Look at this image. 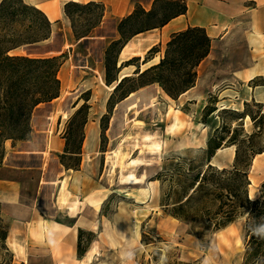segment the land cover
I'll use <instances>...</instances> for the list:
<instances>
[{"label":"rangeland","instance_id":"374dc122","mask_svg":"<svg viewBox=\"0 0 264 264\" xmlns=\"http://www.w3.org/2000/svg\"><path fill=\"white\" fill-rule=\"evenodd\" d=\"M167 2H157L156 14L147 24L156 25L164 19V13H170ZM71 9L68 31L59 23L51 28L48 39L13 51L37 57L61 56L59 95L36 108L34 118L36 125L47 129L49 122L54 124L61 116L63 122H58L71 151L79 150L84 140L82 168L81 156L57 154L63 166L80 168L77 188L76 183L72 188L64 185L66 204L74 206L73 212L79 200L83 206L90 204L84 211V221L90 229H84L79 236L82 255L79 258L77 250L72 257L66 252L63 261L78 264L83 257L82 264H242L248 239L246 215L224 227H215L219 218L214 214L217 187L215 175L207 169L208 165L231 168L237 146L246 154L251 150L264 152V104L251 99L246 102L244 98L251 93L252 85L264 83V76L249 83H230L225 79L231 76V68L221 66L218 72H223L224 77L218 79L219 84L211 92L190 101L185 95L176 99L168 95L170 100L157 83L145 84L149 75L140 78L134 73L136 66L140 69L143 59L150 56L152 47L157 50L152 54L155 62L164 55L166 42L156 41L160 29L156 27L128 40L131 45L141 44V56L127 58L128 47L118 55L116 68L111 57L109 76L119 69L117 77L124 73L129 79L109 102L116 82H106L105 52L112 41L119 39V33L102 37L95 34L102 21V8ZM138 22L139 19L128 22L124 30L128 32ZM145 42L151 44L148 50ZM222 55L223 65L249 60L247 52L241 50L234 57L231 51L223 50ZM129 59L132 64L118 67L120 61ZM230 89L233 92L223 97ZM130 90L134 92L115 103ZM103 116H107L106 129L101 135ZM209 139L221 142L210 159L206 151ZM1 152L2 147L0 159ZM245 156L243 153L240 162ZM252 162L247 194L249 197L252 190L254 196L249 198L254 200L259 197L264 179L257 170L259 162L254 166ZM205 172L207 178L199 190L198 183ZM180 205L183 207L178 208ZM56 218L69 223L64 216ZM0 230H7L8 235L9 220L1 215ZM7 235L0 239V264H14L6 245ZM88 249L90 254H86Z\"/></svg>","mask_w":264,"mask_h":264},{"label":"crops","instance_id":"0c3cea01","mask_svg":"<svg viewBox=\"0 0 264 264\" xmlns=\"http://www.w3.org/2000/svg\"><path fill=\"white\" fill-rule=\"evenodd\" d=\"M24 1L43 11L51 22V28L62 23L67 31L68 19L63 12L65 3L70 1L100 3L104 7V13L95 34L102 37L117 32L118 22L130 15L137 6L150 10L156 0ZM182 1L186 5L185 12L172 17L162 25L158 30L156 41L167 42L173 33L187 27L204 28L211 40L208 54L196 67L195 84L181 94L182 96H187L186 99L190 101L215 89L219 84L218 79L224 77L223 72H218L221 66L231 68L229 69L231 76L225 79L230 83L235 81L249 83L257 77L264 76V0ZM52 32L53 29L51 34ZM140 46L139 43L131 45L127 42L121 49L119 57L124 49L128 51V47L130 51L127 53V58L141 56L143 48ZM150 46L149 42H145L146 50ZM223 50L231 51L233 57L239 50L246 51L249 60L247 63L228 62L223 65L221 63ZM154 59L143 64L141 69L156 63L152 61ZM144 65L147 66L143 68ZM225 73L226 76L228 73ZM125 75L128 74L121 73L118 78ZM230 91L233 92L230 89L222 94L223 97H227ZM244 98L246 102L251 99L256 103L264 104V83L252 85L251 93H246ZM50 102L39 103L33 109L30 121L31 133L28 139L15 143L7 139L3 143L4 152L0 159V215L9 220L6 245L13 254L14 264H70L63 261L66 257L65 253L69 252L72 257L77 250L79 231L90 229L84 221L85 208L90 204L86 203L83 206V201L79 200L77 211L73 212L74 206L71 203L66 204L67 195L63 193L64 185L67 186L66 188H72L76 183L74 188H77L80 168L65 167L58 159V155L64 153L66 145V138L61 132L60 122H63L61 116H57L56 123L49 122L47 129L36 125L34 111L40 105ZM64 117L67 118V115L64 114ZM59 120L61 121L58 122ZM82 155H84V140L77 155L81 156V168L84 164ZM257 156L259 160L257 170L264 179V152ZM68 201L72 202L71 199ZM58 216H64L69 223L57 219ZM90 253L88 249L86 254ZM82 258L79 259L78 264H82Z\"/></svg>","mask_w":264,"mask_h":264},{"label":"trees","instance_id":"16d2710c","mask_svg":"<svg viewBox=\"0 0 264 264\" xmlns=\"http://www.w3.org/2000/svg\"><path fill=\"white\" fill-rule=\"evenodd\" d=\"M159 1L156 0L150 10H144L137 6L130 15L119 21L117 31L120 37L112 41L105 52L107 84L116 82L119 72V69H117V74L113 77L109 76L110 59L112 57L114 68H116L118 55L131 36L148 29L161 27L172 17L184 13L186 10L184 1L169 0L167 3L168 12L170 13H164L163 20L150 26L146 21L156 14L154 6ZM92 6L102 8L100 13V17H102L104 7L94 1L87 3L67 2L64 4L63 12L72 21V7L90 8ZM163 11L166 12V9ZM136 19H139L137 26L126 32L124 30L126 24ZM50 34L51 22L45 13L36 6L25 3L23 0L0 1V147L2 148L4 141L7 139L12 140L13 143L17 140L28 139L31 133L30 121L33 109L39 103L51 101L59 95L58 70L62 64L60 55L37 57L13 52L22 46L42 42L48 39ZM210 43L211 40L204 28L187 27L170 36V39L166 42L164 55L158 60V63L151 64L144 70L141 67L139 69L137 65L134 73L140 78L149 75L150 78L145 84L157 83L167 96L176 99L195 84L197 78L196 67L208 54ZM155 52H157L155 47L149 49L148 54L150 56L143 59L141 66L153 59L152 54ZM131 60L121 63V66L132 64ZM128 77H122L115 85L109 102L124 82L129 79ZM128 92H124V95L119 97L115 103L122 101L134 91L131 92L130 90ZM108 112H111V106ZM105 118L107 116L101 118V135L104 134L106 129ZM234 143L233 141L230 142V144ZM68 145L66 138L63 154L77 156L80 153V148L77 151H71ZM220 147L221 142L209 139L206 149L208 159ZM260 152L262 151L255 153L251 150L249 154H246L241 147L237 146L235 160L231 168L218 169L215 166L208 165L207 169V172H212L215 175L214 182L217 187L218 204L214 214L218 215L219 218L216 220L215 227H224L239 216L246 215L245 229L248 239L242 264H264V236L258 234L257 231L264 228V183L261 184L257 199L252 200L247 194L248 185H250L249 168L253 156ZM243 153L246 156L242 163L240 160ZM60 162L62 163V159ZM206 178L207 173L205 172L199 180L198 185H201L199 190L202 189ZM182 207L183 205H180L178 208ZM6 235L7 230H0V239L4 240ZM79 236L77 255L80 258L82 254L80 252Z\"/></svg>","mask_w":264,"mask_h":264},{"label":"bare ground","instance_id":"6f19581e","mask_svg":"<svg viewBox=\"0 0 264 264\" xmlns=\"http://www.w3.org/2000/svg\"><path fill=\"white\" fill-rule=\"evenodd\" d=\"M154 58H155V57H154ZM152 61L155 62V61H156V58H155L154 60H152ZM150 63H151V62H150ZM148 64H149V63H148ZM145 66H147V65H144L143 68H144ZM164 95H165L168 99L171 100V98H169V96H167L165 93H164ZM257 96H258V95H257ZM166 101H167V100H166ZM246 119H249V117L246 116ZM231 148L233 149V147H231ZM257 157H258V156H255V157H254L253 162H252V166L258 164L259 160H258ZM252 166H251V167H252ZM253 193H254V192H253L252 190L249 191V197H250V198H253V196H254Z\"/></svg>","mask_w":264,"mask_h":264},{"label":"clouds","instance_id":"9594fccd","mask_svg":"<svg viewBox=\"0 0 264 264\" xmlns=\"http://www.w3.org/2000/svg\"><path fill=\"white\" fill-rule=\"evenodd\" d=\"M257 231H258V234L264 236V228L258 229ZM130 255H131V254L129 253V256H130ZM205 264H207V262H205Z\"/></svg>","mask_w":264,"mask_h":264},{"label":"water","instance_id":"95a60500","mask_svg":"<svg viewBox=\"0 0 264 264\" xmlns=\"http://www.w3.org/2000/svg\"><path fill=\"white\" fill-rule=\"evenodd\" d=\"M122 62H123V60H122V61H120V62L118 63V67H120V66H121V63H122ZM125 76H127V75H125ZM122 77H124V76H122ZM122 77H121V78H122ZM121 78H118V79H117V81H116L115 85H116V84H117V83L120 81V79H121ZM115 85H114V87H115ZM114 87H113V88H114Z\"/></svg>","mask_w":264,"mask_h":264}]
</instances>
